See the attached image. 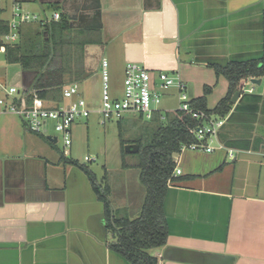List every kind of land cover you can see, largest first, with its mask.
<instances>
[{"label":"crops","instance_id":"crops-1","mask_svg":"<svg viewBox=\"0 0 264 264\" xmlns=\"http://www.w3.org/2000/svg\"><path fill=\"white\" fill-rule=\"evenodd\" d=\"M27 3L44 11L40 25L58 22L54 14L59 13L70 30L97 32L100 43L86 47L87 77L76 83L83 99L80 85L90 79L102 82L101 64L106 59L109 78L114 67L120 66L125 74L130 62L146 67L156 85L160 73H175L187 85L191 101L210 88L207 107L213 110L228 95L229 81L210 66L264 57V0H21L19 4L27 8ZM221 78L222 97L215 101L213 86ZM262 80L260 87L251 89H247L250 79L240 83L239 90H245L236 104L230 103L214 152L187 151L175 158L177 167L185 165L188 173L180 168L182 174L169 184L164 200L169 236L167 244L154 252L160 264H264ZM170 89L159 90L161 99ZM69 102L63 97L61 104ZM159 110L173 112L162 107V101ZM82 124L72 128L69 158L58 142L48 140L56 138L52 129L49 135L34 134L21 117L0 112V264H129L109 248L115 239L107 232L105 205L89 177L63 160L62 155L84 166L74 158ZM122 169L138 170L125 169L123 162ZM129 175L133 174L128 180ZM116 190L111 186L109 197L115 209L130 216L142 209V194L130 201L129 190Z\"/></svg>","mask_w":264,"mask_h":264},{"label":"trees","instance_id":"trees-1","mask_svg":"<svg viewBox=\"0 0 264 264\" xmlns=\"http://www.w3.org/2000/svg\"><path fill=\"white\" fill-rule=\"evenodd\" d=\"M23 27V26H22ZM9 32L8 23H0V34ZM15 44L0 45L6 49L7 61L11 65H19L23 79L28 87V94L35 93L41 99L53 105L63 101L64 88L68 84L82 82L86 77L85 53L90 44L100 43L97 32L93 30L72 31L68 21L61 17L58 22L40 25L35 35L30 33ZM218 76L229 81L228 95L213 109L207 107V95L191 101L194 109L202 110L208 115L226 117L230 112V103L239 85L247 79L264 77V57L248 62H231L226 67L211 65ZM143 118L142 116H140ZM164 117V120H163ZM121 140L123 167L140 171V179L145 187L146 196L138 217L134 218L125 210L115 209L110 200L111 188L103 186L96 175L86 165L67 160L66 163L79 166L89 177L93 188L105 205V221L107 232L115 239L109 248L122 255L129 264H160L154 252L167 244L169 229L164 211V200L169 184L176 180L175 172L181 148L197 141L191 130L198 125L190 115L176 113H156L147 128V137L139 136L125 140L122 131ZM128 144H137L140 149L134 156L138 162L128 164L130 155L125 151Z\"/></svg>","mask_w":264,"mask_h":264},{"label":"built area","instance_id":"built-area-1","mask_svg":"<svg viewBox=\"0 0 264 264\" xmlns=\"http://www.w3.org/2000/svg\"><path fill=\"white\" fill-rule=\"evenodd\" d=\"M4 9V0H0V13ZM60 17L59 13L54 14V20L59 21ZM38 21V15L24 11L20 4L14 3L12 20L8 23L9 32L4 36L1 45L15 44L20 39L22 26ZM101 67L102 104L99 109L95 110L85 99L79 97L77 84L64 89L63 97L70 101L68 104L53 105L35 93L28 94V90L24 91L17 85H3L0 77V112L21 117L28 130L34 134L49 135L48 130L52 129L62 137L63 154L69 156L73 145L72 128L77 122L88 120L95 112L101 116L104 124L113 120H121L128 114L139 115L152 120L155 114L160 111L161 95L159 90L177 87L180 103L178 111L190 115L198 122V125L191 130V134L197 141L184 145L181 148V154L187 151L201 153L215 151L216 148L213 145L225 119L213 121L206 112L194 109L191 106L187 85L179 77H171L169 73L162 72L158 76L159 82L156 85L152 73L146 67L130 62L125 68L122 95L120 98H116L112 95L110 87L109 62L104 59ZM56 138L59 141V137ZM85 161L91 162L96 161V159L91 160L86 157ZM181 174L182 170L177 167L175 176Z\"/></svg>","mask_w":264,"mask_h":264},{"label":"rangeland","instance_id":"rangeland-1","mask_svg":"<svg viewBox=\"0 0 264 264\" xmlns=\"http://www.w3.org/2000/svg\"><path fill=\"white\" fill-rule=\"evenodd\" d=\"M14 1H18L20 3L21 0H6L4 1L5 9L0 13V23H9L12 20V7ZM18 3V4H19ZM27 8L23 7L24 11L37 14L39 16V20L46 18L44 11L37 6H33V4H26ZM48 18L51 17V13H47ZM40 24L38 22H32L28 24H24L22 27V37H25L26 34L30 33L31 35H35L37 30H39ZM5 35L0 34V41L4 39ZM171 77H176V74H171ZM0 77L6 78L8 84H20L22 79V70L19 65H11L7 61L6 57V49L4 47L0 48ZM95 79V78H94ZM123 80H124V71L118 66L114 67V69L110 72V87L112 95L116 98H120L123 92ZM252 79H250L251 81ZM222 78L220 83L217 86H213L214 91V99L215 101L221 99V95L223 92V84ZM249 81V85L247 89H251L255 87ZM80 89L84 91V98L87 100L88 104L93 108L99 109L102 104V82L95 81L90 79V81L86 84L80 85ZM261 90V89H260ZM178 90L176 87H172L168 93L164 94L162 97V107L166 106L170 110L175 112L179 109L180 103L177 95ZM170 94L169 96H167ZM216 105V104H215ZM172 112V113H173ZM226 117H221L220 115H212L211 119L213 121H218L220 119L224 120ZM83 124L80 126L79 131V139L76 141V149L77 151L74 154V158L78 159L80 163L88 166L92 171H94L101 181L103 186L109 185L110 188L112 186L113 189L117 187V190L120 192L121 190H129L130 201H136L138 198L144 202L146 191L144 185H142L141 180L137 181V177L140 176V171L135 170V172H129L122 169V147L121 140L119 137L120 126L118 124L119 120H113L102 123V118L93 113L88 120H83ZM150 120L146 118H141L139 115L128 114L123 118L122 122V131L124 134L125 140H132L139 136L147 137V128L150 126ZM51 134L56 137H59V141L57 146L62 149L64 152V143L62 137L52 130ZM215 147H217V143H214ZM136 154V153H135ZM130 155L128 157V164H135L138 162L137 157L135 155ZM71 156H69L70 158ZM88 157L91 160L96 159V161L86 162L85 158ZM184 173L186 172L185 165L180 166ZM130 179L128 180V174ZM128 181V183H126ZM124 186H128L124 188ZM116 190V191H117ZM137 210V209H136ZM140 209L137 212L133 213V217L136 218L140 214ZM131 216V217H132Z\"/></svg>","mask_w":264,"mask_h":264},{"label":"water","instance_id":"water-1","mask_svg":"<svg viewBox=\"0 0 264 264\" xmlns=\"http://www.w3.org/2000/svg\"><path fill=\"white\" fill-rule=\"evenodd\" d=\"M21 68V67H20ZM262 78H260V79H256V78H254V79H252L251 80V83L252 84H254L255 86H261L262 85ZM1 82H2V84L3 85H6V84H8V82H7V80H6V78H4V77H1ZM9 85V84H8ZM10 85H17L18 87H21V88H23V90L24 91H27L28 90V87L26 86V84H25V82H24V79H23V74H22V79H21V82H20V84H10ZM244 88H242V89H240L239 91H237L235 94H234V96H233V98H232V100H231V103L232 104H236L237 103V101H238V99L240 98V96H241V93L242 92H244ZM249 94V93H248ZM245 95H247V94H245ZM227 122V121H226ZM227 123H225L224 124V126H223V128L225 127V125H226ZM48 140H50L51 142H54V143H57V138H53V137H51V136H48ZM139 149H140V147H139V145H137V144H128V145H126L125 146V151L127 152V153H129V154H135V153H138L139 152Z\"/></svg>","mask_w":264,"mask_h":264}]
</instances>
